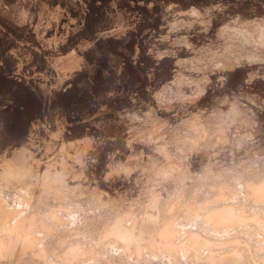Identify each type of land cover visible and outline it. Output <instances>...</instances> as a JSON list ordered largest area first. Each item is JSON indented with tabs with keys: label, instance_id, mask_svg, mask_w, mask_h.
I'll return each mask as SVG.
<instances>
[{
	"label": "rangeland",
	"instance_id": "rangeland-1",
	"mask_svg": "<svg viewBox=\"0 0 264 264\" xmlns=\"http://www.w3.org/2000/svg\"><path fill=\"white\" fill-rule=\"evenodd\" d=\"M5 126L14 135L0 145V234L9 230L0 240L24 232L18 241L11 238L17 247L10 252L12 241L4 238L8 246L0 264H81L76 253L60 260L59 252L53 255L57 239L68 234L56 228L79 225L75 209L63 211L69 206L49 200L46 210L39 201L51 188L88 189L99 167L109 163L140 165L132 177L144 179L128 203L93 225V238L118 240L106 231L118 214L131 212L127 218H138L140 227L139 218L157 213L165 201L176 209L166 224L177 233L186 229L185 214L206 215L197 224L221 231L236 224V213L245 215L240 223H251L264 208V188L250 185L264 178V0H0V130ZM237 144L239 157L256 161L248 173L238 169L219 181L184 180L203 175L202 169L188 168L180 177L170 168V162L181 167L177 157L189 147L190 158L214 164V152H237ZM150 160H167V179L155 175L160 163L144 171ZM225 207L236 212L221 222L217 216ZM40 237L45 240L35 244ZM42 246L45 256L39 254ZM5 250H16L14 258ZM118 257L135 264L136 257L127 260L126 254L108 261L96 257L94 264ZM214 259L208 264L220 263Z\"/></svg>",
	"mask_w": 264,
	"mask_h": 264
},
{
	"label": "clouds",
	"instance_id": "clouds-1",
	"mask_svg": "<svg viewBox=\"0 0 264 264\" xmlns=\"http://www.w3.org/2000/svg\"><path fill=\"white\" fill-rule=\"evenodd\" d=\"M13 135L12 130L5 126L3 130H0V145L7 144ZM235 147L237 152L226 151L223 148L214 152L213 156L219 157L214 164L206 163L199 157L190 158V153L194 151V148L189 147L187 152L177 157L181 167L174 168L172 171L182 174L188 168L202 169L203 175L183 177L201 181H219L224 177L232 176L238 169H243L244 173L250 172L256 166V161L252 157L248 159L239 157L238 150L242 146L237 144ZM247 151L250 152L251 148ZM259 159L264 161V157ZM95 163L96 161H93V164ZM149 163L151 168L145 167L144 171H151L156 168L157 163H160L161 167L156 169L155 175L167 179L171 174L164 168L167 160L163 162L150 160ZM139 166L130 163L128 167H117L109 163L99 167L88 189H81L80 185H77L72 189L51 188L47 195L41 194L42 199L39 203L42 208L47 210L51 207L49 200L53 205L63 202L69 206L63 211L74 208L76 215L80 218L79 225L75 228L72 225L56 228L58 233H68L65 238L57 239L53 255L59 252L58 260L76 253L81 258V264H94L96 257L106 259L113 254H126L127 260L136 257L135 264H154L157 261L163 264L166 259L171 264H208L213 256L221 264H264V208L259 210L261 218L253 215L251 223L247 220L243 223L235 221L239 226L229 227L222 231L210 229L207 223H203L202 226L198 225L197 221L207 220L206 215L197 213L188 216L185 214L186 229L177 233L172 230L170 224L165 223L176 211L172 204L165 201L157 210V215L150 218L151 223L146 221L144 216L139 218L142 222L139 228L130 221L131 228L118 240L106 242L108 238L99 234L93 238V225L111 218L123 204L128 203L127 198L139 188L140 182L144 179L143 175L138 174L137 177H132V173L137 171ZM212 167L216 168L215 173L212 172ZM92 184L96 187H91ZM109 193L112 195L110 196ZM140 194L144 195V192L141 190ZM139 199L140 197L137 196L136 201L138 202ZM59 211L60 209H57V212ZM203 211L204 209H201V212ZM252 211L256 212V209L253 208ZM52 219H55V216ZM198 227L199 232L196 231ZM208 237H231V239L218 242L209 240ZM118 243H122L119 251L116 248ZM98 249L101 251L98 252ZM110 264H124V260L111 261Z\"/></svg>",
	"mask_w": 264,
	"mask_h": 264
},
{
	"label": "bare ground",
	"instance_id": "bare-ground-1",
	"mask_svg": "<svg viewBox=\"0 0 264 264\" xmlns=\"http://www.w3.org/2000/svg\"><path fill=\"white\" fill-rule=\"evenodd\" d=\"M168 152H169V151H168ZM168 152H166V155H170V154H167ZM168 157H169V156H168ZM170 161H172V160H170ZM170 164H171L170 166H173V169H174L175 167H174V165H172L173 163L170 162ZM175 164H176V163H175ZM177 165H179V164H177ZM177 165H175V166L177 167ZM168 168H169V166H168ZM170 168H171V170H172V167H170ZM169 170H170V169H169ZM169 170H168V171H169ZM168 171H167V172H168ZM173 172H174V171H173ZM182 174H183V176H184V172H183ZM176 175H177V174H176ZM178 175H179V174H178ZM181 176H182V175H181V173H180V177H181ZM177 177H178V176H177ZM177 179H179V177H178ZM181 179H182V178H181ZM183 179H184V178H183ZM184 180H185V179H184ZM181 181H182V180H181ZM181 181H180V182H181ZM229 183H232V182H229ZM229 183H227L226 185H228ZM230 185H231V184H230ZM250 185H251L252 188H254L255 190H259V189H261V188H264V178H262V179L260 178V179L257 180L255 183H254V182H253V183H250ZM250 185H249V186H250ZM192 186H193V185H192ZM228 186H229V185H228ZM231 186H232V185H231ZM236 186H237V185H236ZM247 186H248V185H247ZM251 186H250V187H251ZM233 187H234V186H233ZM235 188L238 189V186L235 187ZM238 190H239V189H238ZM248 190H249V189H248ZM250 190H251V189H250ZM262 190H264V189H262ZM231 191H233V190H231ZM236 191H237V190H236ZM251 191L253 192V189H252ZM260 191H261V190H260ZM237 192H238V191H237ZM252 192H249V194H250V193L252 194ZM254 192H257V191H254ZM235 193H236V192H235ZM238 193H239V192H238ZM232 194H234V192H232ZM236 194H237V193H236ZM236 194H234V195L231 196V197H232V198L235 197ZM251 194H250L249 196H251ZM263 194H264V193H263ZM238 196H239V194H238ZM238 196H237V197H238ZM247 196H248V195H247ZM254 196H256V195H254ZM254 196H253V197H254ZM239 197H240V196H239ZM239 197H238V198H239ZM251 197H252V196H251ZM253 197H252V198H253ZM259 197H260V196H259ZM261 197H262V195H261ZM252 198H251V199H252ZM254 198H255V197H254ZM257 198H258V197H257ZM257 198H256V199H257ZM234 199H235V198H233V200H234ZM240 199H241V198H240ZM246 199H247V201L249 202V200H248L247 197H246ZM262 199H263V203H262V202L260 203V201H259V203L264 205V197H262ZM238 200H239V199H238ZM252 200H253V199H252ZM260 200H261V199H260ZM236 201H237V198H236ZM240 201H241V200H239V202H240ZM250 201H251V200H250ZM257 201H258V200H257ZM257 201H253V202L258 203ZM261 201H262V200H261ZM244 202H245V204H246V201H245V200H244ZM244 202H243V204H244ZM248 202H247V203H248ZM253 202H252V204H253ZM249 203L251 204V202H249ZM256 203H255V205H257V207L259 208V207H260V206H259L260 204L258 205V204H256ZM153 204H154V203L152 202V205H153ZM252 204H251V205H252ZM152 205H151V206H152ZM253 205H254V204H253ZM154 206H155V205H154ZM228 207H229V206H228ZM228 207H225V208H224V209H226L225 211H224V210H221V215H218V216H217V219L220 220L221 222H224V221L227 220L229 217H232L233 214H234V212H236V211H234V210L232 209L233 207H231V208H228ZM252 207H253V206H251V208H252ZM255 207H256V206H255ZM258 208H257V209H258ZM262 208H263V206H262ZM145 211H146V210H145ZM233 211H234V212H233ZM125 212H126V211H124V213H125ZM128 212H129V210H128ZM128 212H127V213H128ZM145 213H146V212H145ZM145 213H144V214H145ZM149 213H150V212L147 213L148 216H150V214H151V213H150V214H149ZM1 214H2V213H0V216H1ZM6 214H9V212H8V213H5L4 216H5ZM38 214L40 215V212L37 213V215H38ZM52 214H53V213H52ZM125 214H126V213H125ZM125 214H122V215H125ZM156 214H157V213H155V214H153V215L155 216ZM219 214H220V213H219ZM10 215H11V213H10ZM41 215H42V214H41ZM41 215H40V216H41ZM119 215H121V214H118L116 217H118ZM122 215H121V216H122ZM130 215L132 216L131 212H130ZM130 215H129V216H130ZM145 215H146V214H145ZM147 215L145 216V220H146ZM151 215H152V214H151ZM153 215L150 216V217H153ZM234 215H235V214H234ZM238 215H240V214L238 213ZM238 215H237V213H236L235 217H237V218L235 219V218L233 217L232 219H235V221L238 220V221L242 222L241 220H243V219L245 218V217H244L245 215H244V216L241 215L242 218H241L240 216H238ZM2 216H3V215H2ZM4 216H3V217H4ZM6 216H7V215H6ZM6 216H5L4 218H6ZM35 216H36V215H35ZM42 216H43V215H42ZM42 216H41V217H42ZM121 216H119V218H116V217H115V219H113V222H114V220H115L114 224H112L113 222H112V223L110 222V224L108 223V224H109V225H108V229L111 228V229H109V230H111V231L106 230V231L108 232V234H110V232H111V233L114 232L115 235L118 234V238H119V236L121 237V236L125 235L126 231H127L129 228H131V227H129V226L131 225V224L129 223V221L134 220V217H133L131 220H129V219L127 218L128 215H125V216H124L123 219H124V220L126 219L125 221H123V222H125L124 224H126L127 220H128V224H126V225H129V224H130V225L127 227L126 225L123 224L122 221H120V220H123V219H120V218H122ZM129 216H128V217H129ZM8 217H9V216H8ZM10 217H11V216H10ZM31 217H32V216H31ZM41 217H35V218H36V220H37V218H41ZM125 217H126V218H125ZM136 217H137V216H135V218H136ZM218 217H219V218H218ZM243 217H244V218H243ZM0 218H1V220H2V217H0ZM4 218H3V219H4ZM16 218H17V217H16ZM33 218H34V217H32V219H33ZM129 218H130V217H129ZM147 218H148V217H147ZM260 218H261V217H260ZM8 219H9V218H8ZM32 219H31V220H32ZM42 219H43V218H41V221H42ZM44 219H45V217H44ZM116 219H117V220H116ZM1 220H0V221H1ZM16 220H17V219H16ZM31 220H29V221H30L29 224L32 225L33 222L31 223ZM45 220H46V219H45ZM45 220H43L44 223H46ZM135 220L138 221V218L135 219ZM135 220H134V222H135ZM148 220H149V218H148ZM148 220H146V221H148ZM229 220H230L229 225H231L232 222L234 223V221L231 220V218H230ZM39 221H40L39 219H38V222L36 221L37 226H38V224H41V223H39ZM41 221H40V222H41ZM150 221H151V220H150ZM167 221H168V220H166L165 223H169V222H167ZM231 221H232V222H231ZM34 222H35V220H34ZM131 222H132V221H131ZM138 222H139V221H138ZM140 222H141V221H140ZM227 222H228V221H227ZM36 223H34V225H35ZM5 224H7V222H5ZM42 224H43V223H42ZM42 224H41V225H42ZM63 224H64V223H63ZM135 224L137 225L136 222H135ZM140 224H141V223H140ZM16 225H17V224H16ZM16 225H15V226H16ZM18 225H20V224L18 223ZM18 225H17V226H18ZM21 225H22V224H21ZM34 225H33V226H34ZM41 225H39V226H41ZM43 225H44V224H43ZM43 225H42L41 227H43ZM110 225H111V226L113 225V226H112V227H109ZM233 225H234V224H232V226H229V227H233ZM235 225H237V224H235ZM235 225H234V226H235ZM15 226H14V227H15ZM29 226H30V225H29ZM45 226H46V225H45ZM14 227H12V228H14ZM20 227H22V226H20ZM24 227H25V225H24ZM30 227L32 228V226H30ZM137 227H138V225H137ZM7 228H8V227H7ZM9 228H10V227H9ZM12 228H11V230H10V231H11L10 233H12V231H14V230H12ZM15 228H16V227H15ZM31 228H30V230H31ZM33 228H36V226L33 227ZM33 228H32V230H33ZM138 228H139V227H138ZM227 228H228V226L226 227V229H227ZM17 229H18V227L16 228L15 232L20 230V233H19L20 236L17 235V233L15 234V232H13V233L15 234V235H14V234H13V235H14L15 238L19 236L18 239H17V238L15 239V240L18 241L19 239H21V232H22L23 230H21V229L17 230ZM24 229H26V228H24ZM36 229H37V228H36ZM36 229H35V230H36ZM40 229H42V228H40ZM106 229H107V227H106ZM217 229L219 230L220 228H219V227H218V228L216 227V230H217ZM28 230H29V229H28ZM32 230H31V231H32ZM37 230H38V229H37ZM37 230H36V231H37ZM42 230H44V229H42ZM38 231L41 232V230H38ZM7 232H9V230H8ZM7 232L5 231V232L2 233V234H3V235L5 234V236H6V233H7ZM23 232H24V231H23ZM10 233H9V234H10ZM26 233H27V232H26ZM26 233L24 234L25 236H26ZM29 233H30V231H29ZM2 234H0V235H1L0 238L3 236ZM32 234H33V233H32ZM34 234H35V233H34ZM105 234H106V233H105ZM112 234H113V233H112ZM11 235H12V234H11ZM16 235H17V236H16ZM29 235H31V234H29ZM39 235H41V234H39ZM5 236H4V238H6ZM7 236L9 237V239L12 238L13 241H14V237H10L9 235H7ZM35 236H36V235H35ZM41 236H42V235H41ZM116 237H117V236H116ZM4 238H3L2 240H0V252L2 251L1 253H3L4 248L6 249V246H8V245H6V242H7V239H8V238H6V242L4 241ZM23 238H24V237H23ZM30 238H31V237H30ZM40 238H41V237H40ZM42 238H44V237L42 236ZM42 238H41L40 240H37L38 242H35V241H34L35 244H36V243H41V241L45 240V239H42ZM49 238H50V237H49ZM9 239H8V242L10 241ZM12 239H11V241H12ZM25 239H26V238H25ZM25 239H24V240H25ZM32 240H33V239H32ZM34 240H36V239L34 238ZM46 240H48V238H47ZM13 241H12V242H9V245H10V246H8L9 248L7 247L8 249H6V250L9 251V249H11V248L14 249V248L17 247V246L14 245L15 243L12 244ZM39 241H40V242H39ZM15 242H16V241H15ZM24 242H25V241H24ZM10 243H11V244H10ZM17 243H18V242H16V244H17ZM43 243H45V242H43ZM46 244H47V243H46ZM121 244H122V243H121ZM17 245H18V244H17ZM42 245H43V244H42ZM4 246H5V247H4ZM11 246H15V247H11ZM26 246H27V247H26ZM26 246H25V247L28 248L27 243H26ZM121 246H122V245H121ZM25 247H24V248H25ZM44 247H45V246L40 247L41 249L38 248V250L40 249V252H41V250H42L43 253H39V251L36 250L40 255L43 254V256H45V255H44V252H45L44 250H45V248H46V247H45V248H44ZM24 248L22 247L21 249H24ZM43 248H44V250H43ZM119 248H120V247H119ZM2 249H3V250H2ZM13 249H12V251H13ZM6 250H5V252H7V253L9 254V256L13 253V252H11V254H10V253H9L10 251L8 252V251H6ZM15 251H16V250H14V253H15ZM17 251H18V250H17ZM98 251H99V249H98ZM14 253H13L12 255H14ZM31 253H32V252H31ZM38 253L36 254V252L34 251V253H32V254L39 255ZM45 253H46V252H45ZM4 254H5V253H4ZM4 254H2V255L4 256ZM74 254H75V253H73V255L71 254L72 257L74 256ZM6 255H7V254H6ZM12 255H11V256H12ZM40 255H39V256H40ZM3 256H1L0 259H3V258H4ZM9 256H7L8 259L11 258V257H9ZM43 256H42V257H43ZM76 256H77V255L75 254V257H76ZM122 256H123V255H122ZM2 257H3V258H2ZM7 257H5V259H7ZM32 257H33V259H36V258H34V257H38V256H35V255L33 256V255H32ZM42 257H41V256L39 257V258L41 259V261H42ZM69 257H70V256H69ZM69 257H67V258H69ZM112 257H113V255H112L111 257H109V258H112ZM114 257H115V256H114ZM123 257H125V256H123ZM123 257H122V259H125V258H123ZM12 258H14V257L12 256ZM39 258H38V259H39ZM79 258H80V257H79ZM79 258L77 257V259H78L77 261L80 262ZM65 259H66V257H65ZM80 259H81V258H80ZM103 259H104V258H103ZM107 259H108V258H107ZM107 259H104V260H105V261H108ZM112 259H113V258H112ZM118 259L121 260L120 257H118ZM211 259H214V257H212ZM74 260H75V258H74ZM132 260H134V259H132ZM214 260L216 261V259H214ZM214 260H213V261H214ZM5 261H6V260H5ZM5 261H4L3 264H8V263H6ZM9 261H10V259H9ZM39 261H40V260H39ZM41 261H40V262H41ZM65 261H66V260H65ZM68 261H69V259H68ZM68 261H66V262H68ZM100 261H101V260H100ZM109 261L111 262V261H113V260H109ZM211 261H212V260H210V262H211ZM215 261H214V262H215ZM0 262H2V260H1ZM7 262H8V261H7ZM133 262H134V261H133ZM68 263H69V262H68ZM77 263H78V262H77ZM124 263H125V262H124ZM126 263H127V262H126ZM163 263H164V262H163ZM220 263H221V262H220ZM220 263H218V264H220ZM37 264H38V263H37ZM45 264H47V263H45ZM52 264H53V263H52ZM66 264H67V263H66ZM109 264H110V263H109ZM164 264H165V263H164ZM167 264H169V263H167ZM212 264H214V263L212 262ZM215 264H217V262H216Z\"/></svg>",
	"mask_w": 264,
	"mask_h": 264
}]
</instances>
